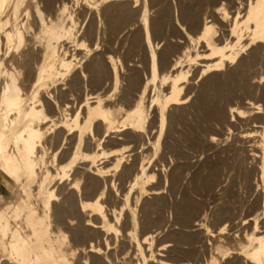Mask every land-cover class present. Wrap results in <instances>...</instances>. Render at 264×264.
I'll use <instances>...</instances> for the list:
<instances>
[{"label": "bare ground", "instance_id": "obj_1", "mask_svg": "<svg viewBox=\"0 0 264 264\" xmlns=\"http://www.w3.org/2000/svg\"><path fill=\"white\" fill-rule=\"evenodd\" d=\"M0 264H264V0H0Z\"/></svg>", "mask_w": 264, "mask_h": 264}]
</instances>
